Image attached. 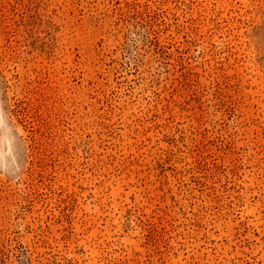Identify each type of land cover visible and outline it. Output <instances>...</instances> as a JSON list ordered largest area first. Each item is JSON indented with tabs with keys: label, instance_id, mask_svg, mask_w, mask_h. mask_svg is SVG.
<instances>
[{
	"label": "rangeland",
	"instance_id": "rangeland-1",
	"mask_svg": "<svg viewBox=\"0 0 264 264\" xmlns=\"http://www.w3.org/2000/svg\"><path fill=\"white\" fill-rule=\"evenodd\" d=\"M0 264H264V0H0Z\"/></svg>",
	"mask_w": 264,
	"mask_h": 264
}]
</instances>
